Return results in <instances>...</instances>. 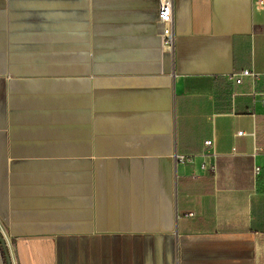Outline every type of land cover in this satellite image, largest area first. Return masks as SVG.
Returning <instances> with one entry per match:
<instances>
[{
  "label": "crops",
  "instance_id": "1",
  "mask_svg": "<svg viewBox=\"0 0 264 264\" xmlns=\"http://www.w3.org/2000/svg\"><path fill=\"white\" fill-rule=\"evenodd\" d=\"M159 6L0 0L11 264H264V0Z\"/></svg>",
  "mask_w": 264,
  "mask_h": 264
},
{
  "label": "built area",
  "instance_id": "2",
  "mask_svg": "<svg viewBox=\"0 0 264 264\" xmlns=\"http://www.w3.org/2000/svg\"><path fill=\"white\" fill-rule=\"evenodd\" d=\"M174 17V0H160L159 6V22L160 24L166 25L167 30L163 36V45L165 48L172 49L174 44V34L172 29ZM245 78H250L254 83L259 80V74L252 70H244L240 74H233L230 77V80L234 81L236 84L240 85L243 83ZM255 95H259L261 97V101L264 105V93H254ZM243 132H239V135H242ZM212 141H206V146L212 145ZM183 160V158L181 159ZM180 160V161H181ZM260 173V168L255 169V174L258 175Z\"/></svg>",
  "mask_w": 264,
  "mask_h": 264
},
{
  "label": "trees",
  "instance_id": "3",
  "mask_svg": "<svg viewBox=\"0 0 264 264\" xmlns=\"http://www.w3.org/2000/svg\"><path fill=\"white\" fill-rule=\"evenodd\" d=\"M0 244L2 245L1 232H0ZM3 254H4V263L5 264H11L10 263V260H9V255H8L7 247H3Z\"/></svg>",
  "mask_w": 264,
  "mask_h": 264
},
{
  "label": "water",
  "instance_id": "4",
  "mask_svg": "<svg viewBox=\"0 0 264 264\" xmlns=\"http://www.w3.org/2000/svg\"><path fill=\"white\" fill-rule=\"evenodd\" d=\"M1 240H2V246L6 247V242L4 241V238H3L2 234H1Z\"/></svg>",
  "mask_w": 264,
  "mask_h": 264
}]
</instances>
